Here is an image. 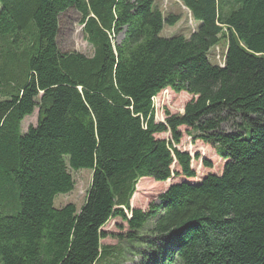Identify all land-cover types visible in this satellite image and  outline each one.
I'll list each match as a JSON object with an SVG mask.
<instances>
[{
	"label": "trees",
	"instance_id": "1",
	"mask_svg": "<svg viewBox=\"0 0 264 264\" xmlns=\"http://www.w3.org/2000/svg\"><path fill=\"white\" fill-rule=\"evenodd\" d=\"M177 1L188 37L160 36L179 19L152 0H0V264H116L106 238L145 244L140 264H264V0ZM68 10L89 57L58 48ZM166 89L191 99L156 123ZM181 127L214 159L180 151ZM80 169L84 204L56 208ZM142 179L170 182L146 211Z\"/></svg>",
	"mask_w": 264,
	"mask_h": 264
},
{
	"label": "rangeland",
	"instance_id": "2",
	"mask_svg": "<svg viewBox=\"0 0 264 264\" xmlns=\"http://www.w3.org/2000/svg\"><path fill=\"white\" fill-rule=\"evenodd\" d=\"M153 6L158 8L162 13L163 17L176 16L178 17V22L174 25H164L160 33L161 37L169 38L173 35H183L188 37L189 34L196 28V23L191 19L189 12L182 6L177 0H152ZM83 25L81 24V16L74 10H68L60 16L59 19V32L57 37V45L62 53H78L85 56L92 55V48L87 43L85 35L83 33ZM117 37L116 41L120 40ZM224 49L217 48L214 52L213 50L209 53V59L214 62V59L218 57L222 61L224 56ZM211 62V63H212ZM158 105L161 110L158 111L157 117H155V122H164L165 113L168 112L171 115H176L182 113L184 105L191 99L186 93L176 94L168 89V95L159 96ZM1 99V98H0ZM162 112V113H161ZM38 117V110L35 109L33 114L26 117L21 123V130L25 132L29 126H35ZM179 130L182 133V138L180 143L177 145L180 151H185L194 157L195 155L213 158L214 148H210L200 141L192 140L188 133L190 132L188 128L181 127ZM160 139H169L168 134H160L156 136ZM204 157V158H205ZM196 171L199 172L201 169L200 161L196 160L194 162ZM215 172L219 173L220 164L215 163ZM72 179L74 181V188L70 193L58 194L54 199V206L56 208H61L67 204H73L77 209L85 202V197L90 186L91 181V171L88 169H80L78 171L69 170ZM169 181L166 183H154L149 179L140 180L135 189V195H133L130 200V206L133 209H140L146 211L150 204L158 203V196L163 193L169 186ZM120 227H123L120 230ZM103 230L110 233H121L125 234L127 231V226L125 223L121 222L120 219H111L103 227ZM147 234V233H146ZM102 246L115 247V250L122 255L118 259L111 260V263L116 264H140L141 259L151 256L149 249L146 248L145 244H134L133 246H128L126 243H122L116 239L106 238L101 240ZM126 246L132 249L131 253L126 251ZM123 251V252H122ZM143 254V255H142ZM145 256V257H144ZM155 258L151 259L154 262Z\"/></svg>",
	"mask_w": 264,
	"mask_h": 264
}]
</instances>
